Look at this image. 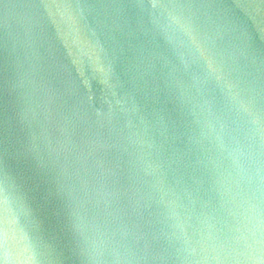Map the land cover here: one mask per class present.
Segmentation results:
<instances>
[{
    "label": "water",
    "instance_id": "1",
    "mask_svg": "<svg viewBox=\"0 0 264 264\" xmlns=\"http://www.w3.org/2000/svg\"><path fill=\"white\" fill-rule=\"evenodd\" d=\"M0 264H264V0H0Z\"/></svg>",
    "mask_w": 264,
    "mask_h": 264
}]
</instances>
